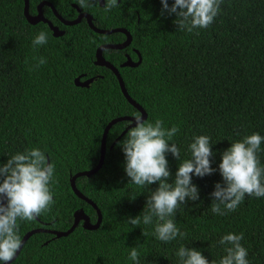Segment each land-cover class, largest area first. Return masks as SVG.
I'll return each mask as SVG.
<instances>
[{"label": "trees", "instance_id": "16d2710c", "mask_svg": "<svg viewBox=\"0 0 264 264\" xmlns=\"http://www.w3.org/2000/svg\"><path fill=\"white\" fill-rule=\"evenodd\" d=\"M43 1L52 3L67 21L86 12L97 28L130 32L129 47L108 49L103 55L147 112L145 122L160 119L165 128H179L169 143L179 148L180 160L166 153L169 183L181 162L190 158L189 146L197 136L211 138L216 171L203 178L193 175L200 198L187 201L172 217L187 238L167 243L156 239L155 218L151 225L127 223L143 214L159 183L145 188L131 184L119 147L127 133L118 139L131 122L121 121L108 133L102 168L76 180L78 190L100 209V228L88 230L82 221L66 237L35 234L12 264H134L129 254L136 247L139 264H180L176 253L181 246L195 248L219 264L226 253L218 241L229 233L244 234L241 244L249 264H264V197L246 196L227 215L211 212V194L217 183L223 184L222 153L246 136L264 137V0H223L212 25L191 33L179 31L175 14H162L161 0H118L121 6L111 12L100 2L81 8L77 0H29L31 15H37ZM168 3L171 7L174 0ZM24 11V0H0V165L17 153L39 148L54 164L57 182L50 186L55 201L51 211L32 222L18 221L21 240L38 228L68 231L81 210L97 223L96 209L75 194L71 178L98 165L103 134L113 119L141 115L124 96L113 71L95 64L97 49L125 42V34L96 33L86 19L66 26L44 6V17L65 32L55 37L47 23H29ZM41 31L48 42L33 48ZM135 50L142 63L121 67L127 55L138 61ZM33 57H44L47 63L36 68L38 59ZM78 77L95 81L89 88L78 87ZM257 157L264 167V142Z\"/></svg>", "mask_w": 264, "mask_h": 264}, {"label": "clouds", "instance_id": "9594fccd", "mask_svg": "<svg viewBox=\"0 0 264 264\" xmlns=\"http://www.w3.org/2000/svg\"><path fill=\"white\" fill-rule=\"evenodd\" d=\"M99 0H77L81 8L93 7ZM164 11L175 14L174 23L179 31L207 29L212 25L220 12L223 0H174L169 7L168 0H161ZM121 6L118 0H105L104 10L111 12ZM48 35L41 31L33 39V48L46 45ZM38 59L36 68L47 63L44 57ZM25 64H28L27 59ZM30 71L33 69H29ZM179 132L177 126L171 129L164 127V122L157 119L155 123L145 122L137 114L134 126L119 147L125 158L126 175L131 184L145 188L159 183V187L150 194L142 215L130 218L128 224L138 226L141 221L151 225L155 218L154 236L162 242H171L187 238V233L176 226L172 217L177 210L199 200V189L193 184L192 177L203 178L214 174L212 167L213 149L208 136H197L189 146L191 156L178 167L173 183H169L171 173L166 153H171L180 160V150L175 143H169ZM264 142L260 134L244 137L234 142L222 153L219 172L223 184L217 183L211 194L213 202L211 212L214 215H227L235 212L245 197H264V167L260 165L257 153ZM55 166L48 162L44 152L39 148L28 149L17 153L0 165V262L10 264L22 247L18 234V221L32 222L45 212H50L55 204L51 185L56 183ZM131 199L135 200L133 195ZM223 206V209L222 207ZM146 236L147 233L143 232ZM244 234H226L218 241L224 246V255L219 264H249L248 251L241 244ZM180 264H216L209 261L201 251L181 246L176 253ZM129 259L139 264V252L131 248Z\"/></svg>", "mask_w": 264, "mask_h": 264}, {"label": "water", "instance_id": "95a60500", "mask_svg": "<svg viewBox=\"0 0 264 264\" xmlns=\"http://www.w3.org/2000/svg\"><path fill=\"white\" fill-rule=\"evenodd\" d=\"M25 1V16L27 18V20L29 21V23H31L32 25H36L40 22H44L47 23L51 30L53 31V34L55 37H61L64 35V31H62L61 29H59L58 26H55L51 21H49L47 18L44 17L43 15V7L44 6H49L52 8L53 12L55 13L56 17L66 26H74L79 24L83 19L87 20L88 25L90 26V28L95 31L96 33L99 34H103V35H110V34H114V33H123L126 35L127 39L125 42L123 43H119V44H104L101 45L98 49H97V53H96V61L95 64L97 66H103V67H107L110 70L113 71V73L116 75V77L118 78L119 84L121 86L122 92L124 94V96L126 97V99L133 105L135 106L140 112H141V117L143 118L144 121L147 120L148 115L147 112L143 109L142 106H140L133 98H131V96L129 95L126 87H125V83L123 81V78L120 74V71L117 67H115L112 63H110L108 60H106V58L103 55V52L105 50L108 49H115V50H123L126 49L127 47H129L132 44L133 38L132 35L130 34V32L124 28H116V29H100L97 28L94 24H93V17L86 13V12H81L78 17L75 20L72 21H67L65 20L56 10V8L53 6L52 3L48 2V1H43L42 3H40V5L38 6V13L37 15H31L30 14V5H29V0H24ZM100 5L102 7L105 6V1L104 0H99ZM135 52L138 54V61H134L129 55H127V59L126 61L121 65V67H138L142 61L143 58L141 56V54L135 50ZM95 81V78H90L86 81H81V77H78L75 80V84L78 87H83V88H89L90 85ZM121 121H130L131 124L127 127V129L122 133V135L118 138L120 139L123 135H125L127 133V131L129 130V128L131 126H134V121H135V117H120V118H116L113 119L105 128L104 134H103V139H102V144H101V155H100V161L98 163V165L94 168L91 169L89 171H84V172H80L77 173L76 175H74L71 178V186L73 191L75 192V194L85 200L88 204L92 205L97 213H98V220L97 223L93 224L91 222V219L88 215L85 214V212L83 210L76 212L75 213V221L73 226L65 232H60V231H56V230H50V229H44V228H38V229H34L30 232H28L23 238H22V247L21 249L18 251L16 257L13 259V261L10 262V264H12L20 255L24 245L27 243V241L35 234L38 233H49V234H53L55 235V237L57 238H61V237H66L68 235H70L78 226L79 224L83 221L84 222V227L87 228L88 230H97L100 228L102 221H103V216L102 213L100 211V209L98 208V206L88 197H86L83 193H81L77 186H76V180L79 177H90L94 174H96L103 166L104 162H105V157H106V152H107V143H106V139L108 136V133L110 131V129L117 123L121 122ZM116 142V141H115ZM115 144V143H114ZM114 144L112 145V147L114 146ZM49 162V161H48ZM50 163V162H49Z\"/></svg>", "mask_w": 264, "mask_h": 264}]
</instances>
